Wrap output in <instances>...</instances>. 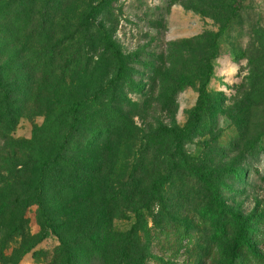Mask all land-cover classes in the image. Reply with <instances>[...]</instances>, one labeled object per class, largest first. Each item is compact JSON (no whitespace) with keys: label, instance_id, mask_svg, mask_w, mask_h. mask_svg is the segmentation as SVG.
I'll return each instance as SVG.
<instances>
[{"label":"rangeland","instance_id":"1","mask_svg":"<svg viewBox=\"0 0 264 264\" xmlns=\"http://www.w3.org/2000/svg\"><path fill=\"white\" fill-rule=\"evenodd\" d=\"M0 264H264V0H0Z\"/></svg>","mask_w":264,"mask_h":264},{"label":"trees","instance_id":"2","mask_svg":"<svg viewBox=\"0 0 264 264\" xmlns=\"http://www.w3.org/2000/svg\"><path fill=\"white\" fill-rule=\"evenodd\" d=\"M214 57H215V56H213V57H211V58L209 57V63L211 62V60H212ZM210 70H211V68H210V65H209V74H210ZM79 108H80V105H79V104H76V106H74V108H73V113H74V115L78 114V110H79ZM200 116H201V115H200ZM198 118H199V112L196 114V116H195V118H194V121H196V122H190V123L188 124L186 130H189L190 127H195V126H197V125L200 123V122L198 121ZM256 146H257V145L253 146L250 150H257V147H256ZM235 219H236V221L238 222V225H239V230H238V232H237V234H236V239H237V241L239 242V244H242V245H244V246H246V247H250V246H251V243H250V240L248 239V237L246 236V233H245L246 229H245V227H244V225H243V223H242L241 218H240L239 216L235 215Z\"/></svg>","mask_w":264,"mask_h":264}]
</instances>
